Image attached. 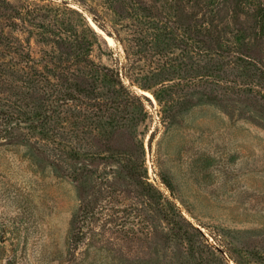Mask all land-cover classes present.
Masks as SVG:
<instances>
[{
  "label": "rangeland",
  "instance_id": "374dc122",
  "mask_svg": "<svg viewBox=\"0 0 264 264\" xmlns=\"http://www.w3.org/2000/svg\"><path fill=\"white\" fill-rule=\"evenodd\" d=\"M0 6V264H264V0Z\"/></svg>",
  "mask_w": 264,
  "mask_h": 264
},
{
  "label": "trees",
  "instance_id": "16d2710c",
  "mask_svg": "<svg viewBox=\"0 0 264 264\" xmlns=\"http://www.w3.org/2000/svg\"><path fill=\"white\" fill-rule=\"evenodd\" d=\"M15 17H13L10 14V10L9 9H3L0 6V26L2 27H10L12 28L15 25ZM260 25H261V29L264 31V7L260 10ZM3 22L5 24H3ZM2 36V32L0 33V37ZM258 89H260L262 92H264V88L260 87V86H256ZM264 95V94H263Z\"/></svg>",
  "mask_w": 264,
  "mask_h": 264
},
{
  "label": "bare ground",
  "instance_id": "6f19581e",
  "mask_svg": "<svg viewBox=\"0 0 264 264\" xmlns=\"http://www.w3.org/2000/svg\"><path fill=\"white\" fill-rule=\"evenodd\" d=\"M110 40V39H109Z\"/></svg>",
  "mask_w": 264,
  "mask_h": 264
}]
</instances>
